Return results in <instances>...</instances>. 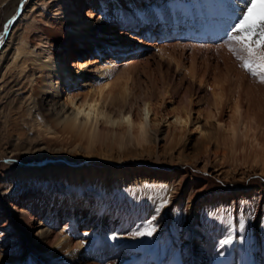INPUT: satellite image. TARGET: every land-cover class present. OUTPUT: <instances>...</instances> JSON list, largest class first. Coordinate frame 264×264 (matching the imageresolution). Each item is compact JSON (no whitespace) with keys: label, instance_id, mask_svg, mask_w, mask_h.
<instances>
[{"label":"bare ground","instance_id":"bare-ground-1","mask_svg":"<svg viewBox=\"0 0 264 264\" xmlns=\"http://www.w3.org/2000/svg\"><path fill=\"white\" fill-rule=\"evenodd\" d=\"M17 1L0 0V11ZM104 1L30 0L18 18L5 13L11 23L0 47V160L12 164L16 154L55 153L119 163H186L207 180L186 187L174 172L159 175L144 167L126 171L31 165L6 171L2 165L0 264H149L132 246L136 241L144 245L148 236H134L139 220L117 214L112 202L117 194L142 196L146 213H152L149 222L163 215L162 227L152 234L166 241L160 264H241L248 248L246 235L225 230L219 221L230 214L233 222L235 209L243 212L241 203L250 197L254 218L261 223L250 233L254 245L249 246V256L251 264H264V190L236 198L222 194L215 184L241 182L252 172L264 174V117L257 115L259 108L247 98L243 109L239 94L225 123L220 116L226 95L213 93L217 114L210 107L205 115L195 112L194 117L191 103L182 104L172 113L160 145L151 102L143 100L136 114L130 91L110 81L118 69L125 72L132 64L129 58L120 59L135 38L121 29L132 25L127 24L131 18L151 16L156 9L150 7H159L158 0L147 10L140 4L106 8ZM150 28L143 29L147 38L152 37ZM175 30L173 26L170 34ZM112 37L115 43L110 45ZM95 55L98 60H92ZM84 58L87 61L79 63ZM88 77L98 85L81 84ZM92 191L98 197L90 200ZM31 192L44 197L38 201ZM92 217L97 226H89ZM225 239L231 242L223 244Z\"/></svg>","mask_w":264,"mask_h":264},{"label":"rangeland","instance_id":"rangeland-1","mask_svg":"<svg viewBox=\"0 0 264 264\" xmlns=\"http://www.w3.org/2000/svg\"><path fill=\"white\" fill-rule=\"evenodd\" d=\"M29 2L30 0H18L14 5L10 4L0 11V47L10 32V24L5 19V13L12 12L13 16L18 18ZM114 2L105 0L104 4L106 8L111 9H120L122 7L134 8L138 6L137 4H140L139 7L145 5L144 10H147L152 3H155V0H116ZM158 4L159 7L157 5L150 7L156 9L151 16L142 17L138 15L136 18H131L127 24L132 23V25L121 29L122 32L128 33L129 35L132 34L135 38L132 45L124 52L125 56L120 59L122 61L130 59L132 64L128 66L129 68L125 72L122 71V68L118 69L114 77L112 79L110 78V81L115 82L117 89L123 86L130 91L131 103H135L137 107L133 105V111L136 114L139 113V105L143 100L151 102L156 114L157 124L155 128L159 131L160 145L165 143V134L169 129L168 125L172 121L170 117L175 109H180L183 105L191 103L194 117L197 112L203 115L210 109L213 112L215 107L213 93L228 96L226 99L227 103L225 102L223 112L220 116L225 123L230 121L231 109L236 103V100L239 99V94V100L241 101L243 109L247 107L248 99H252L251 102L259 108L257 112L256 109L253 110L254 114L256 112L259 117L263 118L264 84L257 82L256 79L245 73L240 68L237 60L229 52V46H226L228 39L227 33L231 25L236 21V16H238L243 8L244 0H158ZM96 14L97 12L94 13V15ZM188 15L193 18L192 22L188 20ZM123 20H125L124 17ZM149 25H152V28H150L152 29V32H150L151 38L143 35L145 33L143 29H147ZM162 25L166 30L161 28ZM113 26L114 24L111 23L109 28ZM173 26L176 29L175 33L170 34ZM135 29L137 31H133ZM113 38L107 40L110 45L115 43ZM136 50L138 51L137 53H135ZM132 53L133 55H131ZM99 59L107 60L105 57ZM92 60H98V55H95ZM86 61L87 58L80 59L79 63H85ZM86 83L91 86H97L98 84L96 83H98V80L88 77L86 81L81 82V84ZM82 89L79 91H83ZM63 98L64 93L62 94ZM213 113L217 114L215 110ZM166 121L167 124L165 123ZM5 162V160H0V173L3 171H1L2 165L6 166L4 169L6 171L25 169L31 165H40V167L44 168H113L126 171H135L138 168L144 167L148 171L159 175L174 172L178 176L177 178H182L183 185H188L186 187H190L191 184L196 183L203 185L207 180V175L192 164L174 163V165H171L167 162L158 163L154 160H126L119 163L117 161L71 157L67 154L47 153L41 157L16 154L12 164ZM231 162L228 161L229 164H234ZM250 174L241 182L216 180L215 184L220 187L219 191L222 194L227 196L234 194L236 198L242 197V195H249L253 189L261 188L260 190H264V174L260 172H252ZM56 184L59 185V183ZM60 189L57 191L62 193L63 188ZM31 194L38 201L44 197L42 193L37 194V192H31ZM117 195L112 200L113 207L115 209L118 208L116 209L117 214L130 215L131 220L135 222L139 220L136 223V227L139 230L142 229L140 227H144V222H149V218L152 217V213H146L147 210L144 203L141 202L143 200L141 199L142 196H135L136 201L133 195L131 197H127V195L123 196L122 194ZM89 197L90 200L97 198V192L92 191ZM251 200L249 197L241 203L246 212L235 209V212L231 215L233 222L229 220L230 214H223V218L219 221L220 226H224L225 230L231 228L230 230L237 235H246L243 236L246 241L245 247L248 248L244 250V258L241 264H251L249 246L254 245V239L250 233L253 228L254 232L255 228L258 230L261 223L258 218H254V208H252ZM141 213L144 215H140ZM148 215L150 216L149 218ZM142 216H146V219H142L143 221L141 222L140 218ZM162 220L163 215L159 214L158 217L151 221V226L155 229L161 228ZM241 222H243V227H241ZM89 226H97V221L93 217ZM227 235L230 236L229 233ZM235 242L236 239H233L232 243L234 244ZM139 245L137 241L132 244L136 252H142L139 259L147 261L149 264H160L161 260L164 261L162 258H164L163 254H165L167 246H165L166 241L162 238H156L151 235L148 236V241L144 245ZM164 248L165 250L163 251ZM172 260L175 262V258Z\"/></svg>","mask_w":264,"mask_h":264},{"label":"snow or ice","instance_id":"snow-or-ice-1","mask_svg":"<svg viewBox=\"0 0 264 264\" xmlns=\"http://www.w3.org/2000/svg\"><path fill=\"white\" fill-rule=\"evenodd\" d=\"M227 36L226 46H229V52L240 68L257 82L264 84V0H244L243 8ZM127 119L128 117H125V120ZM154 231L155 228L149 222L133 235L151 236ZM222 243L228 244L230 240L225 239Z\"/></svg>","mask_w":264,"mask_h":264}]
</instances>
